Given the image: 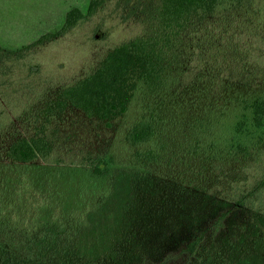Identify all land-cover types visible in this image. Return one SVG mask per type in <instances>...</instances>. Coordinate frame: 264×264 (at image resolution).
<instances>
[{"label": "trees", "instance_id": "trees-1", "mask_svg": "<svg viewBox=\"0 0 264 264\" xmlns=\"http://www.w3.org/2000/svg\"><path fill=\"white\" fill-rule=\"evenodd\" d=\"M111 2V13L122 23L138 25V34L113 46L70 83L16 92L11 95L15 100L7 95L14 56L22 58L63 37ZM169 69L189 71L216 91H237L241 110L235 132L243 138L256 135V140L238 145L235 168L217 174V192L202 179L195 181L204 185L178 176L154 177L179 192L172 210L143 206L130 216L114 211V233L97 243L98 222L93 225L89 215L100 204L66 208L35 190L27 170L49 155L46 132L53 121L77 110L108 127L127 112L139 86L158 91ZM153 134V124L142 119L129 129L126 141L147 144ZM136 155L155 159L151 150ZM249 169L254 171L250 176ZM110 172L97 162L91 176ZM250 178L253 182L247 183ZM201 199L213 205L200 209ZM252 233L254 248L263 252L256 251L260 260L250 264H264V0L260 11L245 0H89L85 14L69 11L59 31L19 51L0 46V264H242L225 250L245 243Z\"/></svg>", "mask_w": 264, "mask_h": 264}, {"label": "rangeland", "instance_id": "rangeland-1", "mask_svg": "<svg viewBox=\"0 0 264 264\" xmlns=\"http://www.w3.org/2000/svg\"><path fill=\"white\" fill-rule=\"evenodd\" d=\"M245 1L249 8L260 11L262 0ZM113 6L112 2L107 4L95 17L57 40L36 46L27 56H14L7 95L42 92L56 87V83H70L93 68L113 46L138 34L140 27L120 22L111 13ZM28 33L32 32L0 31V45L19 51L27 46ZM190 76L189 71L169 69L158 91L139 86L127 112L108 127L77 110L53 121L46 132L51 142L49 155L39 158L27 170L31 186L46 197L62 201L66 208L81 209L86 204L93 208L99 203L89 215L93 225L94 221L98 222L93 237L97 243L114 233L118 214L137 215L143 206L158 211L164 207L172 210L178 203L179 192L164 188L161 182L155 181L156 176L202 179L217 192V174L231 172L235 168L233 154L238 145L250 146L256 135L243 138L235 132L241 110L235 100L237 91H216L212 83ZM1 104L7 105V102ZM142 119L153 124V137L147 144L131 146L126 135ZM147 150L155 154L151 162L136 155ZM97 162L111 172L100 178L92 177L91 170ZM262 165H252L251 169ZM251 169L248 176L254 173ZM204 175L209 181L203 179ZM252 182L250 178L247 183ZM200 201L202 204L197 202L200 209L213 205L204 199ZM102 207L105 213L100 212ZM99 220L104 223L100 221V224ZM251 236L245 243L225 250L226 255L233 253L242 264L246 260L250 264V260L253 262L258 257L260 260L256 251H263L254 248V233ZM243 252L245 257L240 256Z\"/></svg>", "mask_w": 264, "mask_h": 264}, {"label": "crops", "instance_id": "crops-1", "mask_svg": "<svg viewBox=\"0 0 264 264\" xmlns=\"http://www.w3.org/2000/svg\"><path fill=\"white\" fill-rule=\"evenodd\" d=\"M88 5L89 0H0V31L32 32L25 36L30 38L25 44L30 45L59 31L69 11L85 14Z\"/></svg>", "mask_w": 264, "mask_h": 264}]
</instances>
